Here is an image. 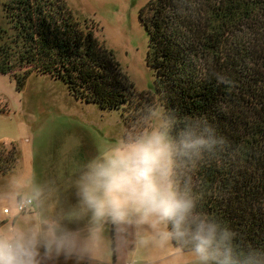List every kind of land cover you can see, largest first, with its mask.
<instances>
[{
	"label": "trees",
	"instance_id": "16d2710c",
	"mask_svg": "<svg viewBox=\"0 0 264 264\" xmlns=\"http://www.w3.org/2000/svg\"><path fill=\"white\" fill-rule=\"evenodd\" d=\"M3 1L0 74L19 87L35 73L62 79L79 100L123 108L127 140L143 135L155 105L135 94L95 21L67 0ZM140 20L166 132L207 141L174 157L173 185L194 205L188 225L216 222L232 264H264V0H150Z\"/></svg>",
	"mask_w": 264,
	"mask_h": 264
},
{
	"label": "rangeland",
	"instance_id": "374dc122",
	"mask_svg": "<svg viewBox=\"0 0 264 264\" xmlns=\"http://www.w3.org/2000/svg\"><path fill=\"white\" fill-rule=\"evenodd\" d=\"M149 1L67 0L77 18L98 24L135 94L155 105L143 135L168 125L146 60L149 37L140 12ZM3 2L0 23L7 16ZM126 131L123 108L79 100L62 79L35 73L19 87L0 74V232L25 242L29 264H197L192 250L165 237L162 226L95 220L83 203L88 162L129 141ZM18 196L33 199L31 210H18Z\"/></svg>",
	"mask_w": 264,
	"mask_h": 264
},
{
	"label": "clouds",
	"instance_id": "9594fccd",
	"mask_svg": "<svg viewBox=\"0 0 264 264\" xmlns=\"http://www.w3.org/2000/svg\"><path fill=\"white\" fill-rule=\"evenodd\" d=\"M203 137L183 130L180 139L153 130L93 157L80 181V196L95 220L163 228V235L191 245L197 264H232L224 247L227 230L216 222L187 223L193 201L174 187L171 177L177 151L187 154L205 145ZM20 238L0 232V264H29Z\"/></svg>",
	"mask_w": 264,
	"mask_h": 264
},
{
	"label": "built area",
	"instance_id": "2783aa9c",
	"mask_svg": "<svg viewBox=\"0 0 264 264\" xmlns=\"http://www.w3.org/2000/svg\"><path fill=\"white\" fill-rule=\"evenodd\" d=\"M33 204V199L31 197H21L18 201V210L20 212H25L31 209V206ZM6 213L10 212L9 208H5L4 210Z\"/></svg>",
	"mask_w": 264,
	"mask_h": 264
},
{
	"label": "crops",
	"instance_id": "0c3cea01",
	"mask_svg": "<svg viewBox=\"0 0 264 264\" xmlns=\"http://www.w3.org/2000/svg\"><path fill=\"white\" fill-rule=\"evenodd\" d=\"M20 196V195H19ZM19 196H18V198H19Z\"/></svg>",
	"mask_w": 264,
	"mask_h": 264
},
{
	"label": "bare ground",
	"instance_id": "6f19581e",
	"mask_svg": "<svg viewBox=\"0 0 264 264\" xmlns=\"http://www.w3.org/2000/svg\"><path fill=\"white\" fill-rule=\"evenodd\" d=\"M23 214V213H22Z\"/></svg>",
	"mask_w": 264,
	"mask_h": 264
}]
</instances>
